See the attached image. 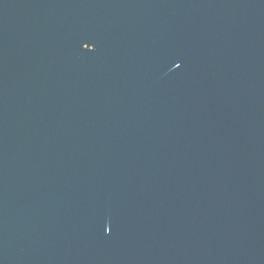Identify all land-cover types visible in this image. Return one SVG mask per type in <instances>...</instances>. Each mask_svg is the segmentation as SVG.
Segmentation results:
<instances>
[{
    "label": "water",
    "instance_id": "water-1",
    "mask_svg": "<svg viewBox=\"0 0 264 264\" xmlns=\"http://www.w3.org/2000/svg\"><path fill=\"white\" fill-rule=\"evenodd\" d=\"M0 264H264V0H0Z\"/></svg>",
    "mask_w": 264,
    "mask_h": 264
},
{
    "label": "snow or ice",
    "instance_id": "snow-or-ice-1",
    "mask_svg": "<svg viewBox=\"0 0 264 264\" xmlns=\"http://www.w3.org/2000/svg\"><path fill=\"white\" fill-rule=\"evenodd\" d=\"M90 43H85L83 46H84V48L85 49H88V45H89Z\"/></svg>",
    "mask_w": 264,
    "mask_h": 264
}]
</instances>
